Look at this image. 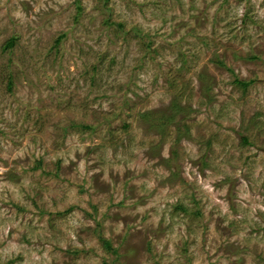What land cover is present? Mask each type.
<instances>
[{"label": "rangeland", "instance_id": "1", "mask_svg": "<svg viewBox=\"0 0 264 264\" xmlns=\"http://www.w3.org/2000/svg\"><path fill=\"white\" fill-rule=\"evenodd\" d=\"M0 264H264V0H0Z\"/></svg>", "mask_w": 264, "mask_h": 264}, {"label": "trees", "instance_id": "2", "mask_svg": "<svg viewBox=\"0 0 264 264\" xmlns=\"http://www.w3.org/2000/svg\"><path fill=\"white\" fill-rule=\"evenodd\" d=\"M60 40H58L59 42ZM12 45V42H10L9 46ZM244 86H246V84H244ZM105 246H109V244L107 242H104Z\"/></svg>", "mask_w": 264, "mask_h": 264}]
</instances>
